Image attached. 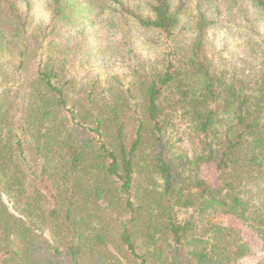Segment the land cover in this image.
Returning <instances> with one entry per match:
<instances>
[{
  "label": "trees",
  "instance_id": "1",
  "mask_svg": "<svg viewBox=\"0 0 264 264\" xmlns=\"http://www.w3.org/2000/svg\"><path fill=\"white\" fill-rule=\"evenodd\" d=\"M34 1L0 0V264H242L247 232L264 264V0ZM216 26L247 66L213 64Z\"/></svg>",
  "mask_w": 264,
  "mask_h": 264
},
{
  "label": "rangeland",
  "instance_id": "2",
  "mask_svg": "<svg viewBox=\"0 0 264 264\" xmlns=\"http://www.w3.org/2000/svg\"><path fill=\"white\" fill-rule=\"evenodd\" d=\"M43 0H35L33 6V16L37 21H45L46 14L44 10ZM102 19L100 22L95 21V28L100 29L104 32V34H110V37H115L114 32H111L107 27L106 23V15L104 13L101 14ZM264 26V23L262 24ZM106 31V32H105ZM132 46L135 47V51L142 54L147 55L149 58H153L156 53V48L151 44V40H155L154 35L146 34L138 32L136 29L132 30ZM242 31H238L235 27L233 30L227 27H215L209 30L206 36V49L209 57L212 59L213 64L217 68H226L227 66L235 67L241 69L247 66L246 60L252 61L251 57H248L247 52L244 48V43L239 38L238 34H241ZM262 35L264 36V31H262ZM89 38V37H88ZM94 39L92 36L88 39V44L92 45ZM88 46V45H87ZM101 54L98 52V55ZM97 52L96 55L91 59V64H85L84 59L79 62V72L82 79H99L100 82H104L107 78V74H111L112 71L107 67L108 62L105 63V58L98 57ZM108 59V58H107ZM253 64V63H252ZM253 68H256V62L253 64ZM120 75H123V72L118 70ZM171 147L169 151V155L172 158H176L177 155L184 153L187 151V146L184 143H180L176 140V138H171ZM187 217V214L182 211L179 214V219L184 220ZM247 237L250 240L253 246L254 255L245 259L242 264H257L260 259V242L259 240L251 233L247 232Z\"/></svg>",
  "mask_w": 264,
  "mask_h": 264
}]
</instances>
